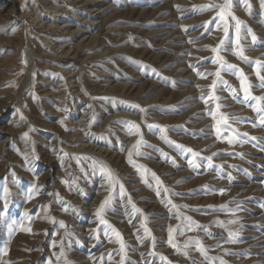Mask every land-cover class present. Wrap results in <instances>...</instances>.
I'll use <instances>...</instances> for the list:
<instances>
[{
    "label": "rangeland",
    "instance_id": "rangeland-1",
    "mask_svg": "<svg viewBox=\"0 0 264 264\" xmlns=\"http://www.w3.org/2000/svg\"><path fill=\"white\" fill-rule=\"evenodd\" d=\"M225 2L0 0V264H264V4L225 67Z\"/></svg>",
    "mask_w": 264,
    "mask_h": 264
},
{
    "label": "snow or ice",
    "instance_id": "snow-or-ice-1",
    "mask_svg": "<svg viewBox=\"0 0 264 264\" xmlns=\"http://www.w3.org/2000/svg\"><path fill=\"white\" fill-rule=\"evenodd\" d=\"M261 2H262V4H264V0H261ZM210 10H211L210 8L200 9V11H210ZM229 17L231 18V20L235 24V31H236V34H237V43H236V46H237V48H239V39H238V37H239V33H240V30H241L242 25H241L240 21H238L236 19L235 16H232L231 15L230 0H226V2L224 4V7L219 9V15L217 17H213V20L208 22V24H212L213 21H216V20H219L220 21V26L223 27V39L221 40L220 45L216 49H205V50L214 52L216 54V58H217L219 64L220 65H223L225 67H231V66L225 65L224 64V61L219 59V51H220V48L225 45L226 41L229 40V26L227 24V20H228ZM207 26L208 25H205L206 28H207ZM216 30L219 31L220 30L219 27L216 28ZM185 31H187V30H185ZM252 40H253V43L256 42L255 36L252 37ZM242 52H243V49H240V51L236 53L237 57L240 58V59H243ZM198 75H200V77L202 79L206 78V76L204 74H198ZM215 75L217 77H219L220 73L217 72ZM241 84H242L243 90L245 92V99H249L250 97L248 96V88H247V86H245V81L242 78V74H241ZM215 86H216V81H213V86H212V89H210V91L211 90H214L215 89ZM201 91H203V89H201ZM209 98H212V97H209ZM204 102L207 103V100H204ZM253 110L256 111V112H258V113L260 111L258 108L257 109H253ZM220 120L223 121V122H225V123H227V119L225 117H223V116L220 117ZM164 131H165V129H162V128L160 129V132H164ZM218 139H219V136H218ZM134 147H136V145H134ZM131 166L132 167H136V165H134V164L131 165ZM194 166L195 165H193V167ZM109 179H111V177H109ZM153 179H155V177H153ZM156 183L160 187H163L162 185H160V181L159 180H156ZM107 203H108L107 201H104L100 205V210L96 212V216L98 218L102 216V213L104 211L105 205ZM101 223H103V221H101ZM171 231L172 230H170V236H171ZM28 234H31L30 230H29V233ZM115 235H116L117 241H119L120 240L119 234L116 233ZM169 247H172L171 242H169ZM121 249H123V245L122 244H121ZM5 255H7V252H5Z\"/></svg>",
    "mask_w": 264,
    "mask_h": 264
},
{
    "label": "bare ground",
    "instance_id": "bare-ground-1",
    "mask_svg": "<svg viewBox=\"0 0 264 264\" xmlns=\"http://www.w3.org/2000/svg\"><path fill=\"white\" fill-rule=\"evenodd\" d=\"M88 40H89V38H87V39H85V40H83V41H85V42L89 43L91 40H90L89 42H88Z\"/></svg>",
    "mask_w": 264,
    "mask_h": 264
}]
</instances>
